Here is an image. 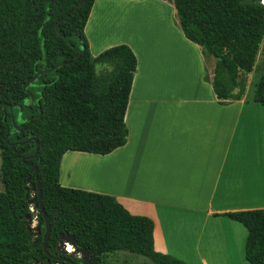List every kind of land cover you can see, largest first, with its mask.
<instances>
[{
  "label": "trees",
  "instance_id": "trees-1",
  "mask_svg": "<svg viewBox=\"0 0 264 264\" xmlns=\"http://www.w3.org/2000/svg\"><path fill=\"white\" fill-rule=\"evenodd\" d=\"M94 1L0 0V264H63L51 257L104 264L105 256L119 251L153 264H186L155 251L149 218L130 214L112 196L59 183L65 153L108 155L128 137L125 113L137 59L126 44L91 55L84 28ZM162 1L173 5L185 39L204 58L215 60L211 86L216 99H241L244 75L253 71L264 36V0ZM59 63L64 64L22 89L37 72ZM251 102L264 106V69ZM7 133L11 135L5 140ZM31 136L39 146L34 158L35 142L20 144ZM27 163L37 167L50 224L47 253L41 212L36 208V237L26 219L32 213L25 187L36 184ZM223 216L246 229L248 264H264V209ZM71 235L75 249L87 250L88 261L57 251L60 237ZM69 247L65 243L64 250L72 253Z\"/></svg>",
  "mask_w": 264,
  "mask_h": 264
},
{
  "label": "crops",
  "instance_id": "crops-1",
  "mask_svg": "<svg viewBox=\"0 0 264 264\" xmlns=\"http://www.w3.org/2000/svg\"><path fill=\"white\" fill-rule=\"evenodd\" d=\"M114 3L144 4L129 23L113 15L105 34ZM173 9L162 0H95L84 28L91 55L126 44L137 59L136 42L146 35L161 50L172 39ZM176 33L183 64L170 66L164 52H152L162 60L148 64L137 59L126 144L108 155L65 153L59 183L112 196L130 214L149 218L158 253L186 264H248L246 229L223 214L264 209V106L248 98V82L241 99L219 102L214 68L205 72L200 48Z\"/></svg>",
  "mask_w": 264,
  "mask_h": 264
},
{
  "label": "rangeland",
  "instance_id": "rangeland-1",
  "mask_svg": "<svg viewBox=\"0 0 264 264\" xmlns=\"http://www.w3.org/2000/svg\"><path fill=\"white\" fill-rule=\"evenodd\" d=\"M146 3V2H144ZM142 3L141 5H126L124 4L122 7H119V5H115L114 4H110L109 5V12H111L112 14L109 13V15L107 16V18L105 19L104 25H106V20H111L108 21L109 22V26L107 24V26L104 27L103 33L104 31L106 32L105 34L109 33L107 32L108 30H110L112 24H113V15L114 16H118V14H120V16H122V19L125 20V23H129L131 22V17L134 15H136V11L137 9H139V7H142V5L144 4ZM174 8V7H173ZM174 10V9H173ZM146 10L142 11L145 12ZM167 15V14H166ZM165 19L167 20V17L165 16ZM171 21H172V39L170 43H166L165 47H163L161 50H157L153 44L151 47V43H152V39L150 36L146 35L145 36V40H143V42H136L137 45V50H138V62L142 65V64H148L149 60L154 59L157 60V58H159L160 60H162V57H151L149 56L152 52L155 53H161V54H157V55H161L162 56V52L166 53V55L169 57L170 56V66L172 65H181L183 64V62H185L186 57L182 56L184 53V49L185 47H183L180 43H178L176 40V31L179 32V28H178V24H177V19H176V14L174 12L173 17L171 16ZM90 25H92V29L93 31L96 28V24H94V22H92ZM112 29V28H111ZM119 34V33H118ZM123 33H120L118 36L121 37L120 35ZM132 35H126L124 34L122 37H131ZM143 43V44H141ZM168 50V51H167ZM172 50L171 53H169ZM156 55V54H154ZM206 69L205 72H208L209 70L214 68V63L215 60L213 58H206ZM156 63V61H155ZM162 64H156L157 67H159ZM264 69V36H263V40L261 42L260 45V52L258 54L257 60H256V64L255 67L253 69V71L248 74V75H244V81L245 83H247V87H246V93L248 95V98H252L253 95V91H254V85L255 83L258 81L262 70ZM29 187V198L33 199L35 197L34 195V191L32 190V185L28 184ZM2 190V182H1V177H0V191ZM30 211L32 213L31 216V220H32V224H31V228L32 231L35 233L36 231V208L34 207V205H30ZM176 224V223H175ZM60 244V243H59ZM65 254H69L74 256L76 259L81 258V255L78 252H74L72 251V253H65ZM103 262L104 264H153L148 258L138 255V254H133V253H128V252H124V251H119L117 253H113V254H108L107 256H105L103 258Z\"/></svg>",
  "mask_w": 264,
  "mask_h": 264
},
{
  "label": "water",
  "instance_id": "water-1",
  "mask_svg": "<svg viewBox=\"0 0 264 264\" xmlns=\"http://www.w3.org/2000/svg\"><path fill=\"white\" fill-rule=\"evenodd\" d=\"M69 43V42H68ZM70 44V43H69ZM81 52V50H79V53ZM78 56L72 61V63H74L76 60H77ZM62 64L64 63H59L57 64V66H55L54 68H51V69H46V70H41L39 72H37L33 77H31L30 79H28L22 86V89L23 90H26V88L32 84L36 79L37 77L42 74V73H49L51 71H53L54 69L60 67ZM21 110V108H20ZM21 112V111H20ZM20 112L17 116V119H19V116H20ZM41 114V111L39 110V115ZM5 117H6V113H4ZM30 118H28L27 120H29ZM5 120V118H4ZM12 122H13V119H12ZM9 131V129H8ZM11 134L10 133H7L6 136H5V140H7V138L10 136ZM30 141H34L35 144H36V147H35V152L34 154L32 155L31 158H34L38 155L39 153V146H38V143L37 141L33 138V136H31L28 140L26 141H23L21 142L20 144H23V143H26V142H30ZM25 159H28V158H22V161H25ZM28 164V163H27ZM30 165L33 170H34V173H35V180H36V184L35 186H32V190L34 192L37 193V195L33 198V199H30L29 198V187H25V197L27 199V202L29 205H34L35 208H38L39 211L41 212L42 216H43V219L45 221V236H44V241H43V249L44 251L47 253V249H46V243H47V240H48V237H49V233H50V224L47 220V217L44 213V209H43V205H42V199H41V191H40V185H39V181H38V176H37V167L36 165L34 164H28ZM29 180V179H28ZM31 212V211H30ZM26 219L28 221V223L31 225L32 224V220H31V215L30 214H27L26 215ZM38 235V230L36 228V231H35V234H34V237H36ZM73 239L74 237L71 235V236H61L60 237V244L59 246L57 247V251L60 253V255H65V250H64V245L65 243L70 245L73 249L74 252H78L80 255H81V258L84 260V261H88L89 260V256H88V253H87V250L86 249H75L74 248V243H73ZM52 260L54 261H58V262H62L63 264H76L75 262H72L71 260H69L68 258H65V257H51Z\"/></svg>",
  "mask_w": 264,
  "mask_h": 264
},
{
  "label": "clouds",
  "instance_id": "clouds-1",
  "mask_svg": "<svg viewBox=\"0 0 264 264\" xmlns=\"http://www.w3.org/2000/svg\"><path fill=\"white\" fill-rule=\"evenodd\" d=\"M68 251L71 252V251H73V249L69 247V248H68Z\"/></svg>",
  "mask_w": 264,
  "mask_h": 264
}]
</instances>
